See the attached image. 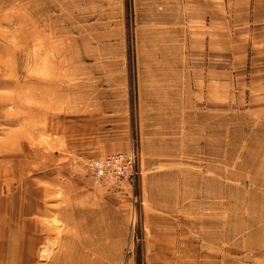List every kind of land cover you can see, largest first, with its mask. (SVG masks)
<instances>
[{
    "label": "rangeland",
    "instance_id": "374dc122",
    "mask_svg": "<svg viewBox=\"0 0 264 264\" xmlns=\"http://www.w3.org/2000/svg\"><path fill=\"white\" fill-rule=\"evenodd\" d=\"M188 1L0 0V264H16L18 220L19 263L55 264L57 235L69 223L59 211L72 209L61 202L105 197L91 186L112 183H95L86 162L113 153L82 158L74 142L84 141L75 151L86 153L92 136L126 127L135 174L113 184H147L133 201L147 194L173 210L184 240L143 255L142 240L128 239L135 264H264V96L233 86L222 106L198 97L192 110L181 101L189 57L204 74L203 57L216 45L203 12L189 30ZM204 87L198 80V94ZM110 93L116 110L128 100L127 124L105 126Z\"/></svg>",
    "mask_w": 264,
    "mask_h": 264
},
{
    "label": "crops",
    "instance_id": "0c3cea01",
    "mask_svg": "<svg viewBox=\"0 0 264 264\" xmlns=\"http://www.w3.org/2000/svg\"><path fill=\"white\" fill-rule=\"evenodd\" d=\"M189 0L188 11H194V18L191 16L189 30H196V13L203 12L205 15L206 37L208 33L211 39L214 38L215 48H211L204 58L203 73L198 76L196 68V56L189 57L188 72L183 74L188 79V89H182L184 103H188L189 109L196 110L198 97L210 103L228 101L230 91L239 93L238 88L248 95L264 96V0ZM199 10V11H198ZM183 20V23H186ZM196 37V31L193 34ZM190 36H192L190 32ZM219 40V41H218ZM213 46V41L207 48ZM231 69V71H230ZM231 72V74H230ZM179 76L180 73L177 72ZM198 80L204 81L203 94H198ZM235 82V83H234ZM235 86V87H233ZM115 93L116 90H112ZM121 92H125L120 89ZM103 99L105 113L104 121L106 127L114 128L118 123L127 124L131 120L129 104L126 99L120 103L121 109L116 110L115 98L111 94ZM126 93V92H125ZM116 94V93H115ZM125 95V94H124ZM128 95V94H127ZM123 96V94H122ZM177 97V96H176ZM181 97V94L180 96ZM209 98V99H208ZM128 99V96H127ZM186 99V100H184ZM130 127L118 134L117 131L110 130L107 138L99 136L90 139V150L86 153H77L80 147L86 143L78 140L75 143L73 152L76 156L81 155H105L109 153L128 151L131 145L129 135ZM96 138V139H95ZM79 158V159H82ZM91 186V185H90ZM92 192L106 191L105 197L69 199L66 205L61 202V207H71L70 210H60L59 217L68 219L67 224L62 225V229L57 237L62 240L58 257L55 264H135L132 258L125 251L126 240L138 238L143 255L148 254L154 247H176L180 248L182 233L178 223V218L174 211L166 206L155 204L156 200L151 196L140 195L138 201L135 198L136 191H145L148 185L138 186L119 183L102 186H91ZM105 189V190H104ZM105 193V192H104ZM136 202L138 209L136 208ZM17 211H20L18 208ZM46 214H52V210L45 209ZM11 212L4 214V219ZM76 219V221H72ZM63 222V221H62ZM22 222L18 220L13 223V249L16 264H20L22 253L20 239ZM8 234L3 235L7 239ZM36 235L33 236L35 238ZM76 240V246H65V240ZM16 240V241H15ZM84 240L88 246H81ZM90 240L97 242L101 240L99 246L89 245ZM118 240V246L111 244V241ZM168 240L172 245H168ZM74 243V244H75ZM162 245H159V244ZM178 245H177V244ZM166 245V246H165ZM29 256L35 255L32 249L28 250ZM180 252V251H179ZM161 254H168L167 251H158ZM171 253H174L172 251ZM32 261V260H31ZM147 264V263H146Z\"/></svg>",
    "mask_w": 264,
    "mask_h": 264
},
{
    "label": "built area",
    "instance_id": "2783aa9c",
    "mask_svg": "<svg viewBox=\"0 0 264 264\" xmlns=\"http://www.w3.org/2000/svg\"><path fill=\"white\" fill-rule=\"evenodd\" d=\"M135 159V150L131 148L130 151L125 153L119 152L100 158L88 159L86 169L95 183H113L134 176Z\"/></svg>",
    "mask_w": 264,
    "mask_h": 264
}]
</instances>
